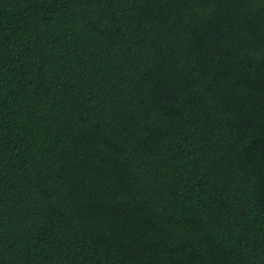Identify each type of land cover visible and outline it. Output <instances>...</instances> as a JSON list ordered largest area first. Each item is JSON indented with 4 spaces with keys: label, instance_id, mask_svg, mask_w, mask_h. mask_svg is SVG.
<instances>
[{
    "label": "trees",
    "instance_id": "16d2710c",
    "mask_svg": "<svg viewBox=\"0 0 264 264\" xmlns=\"http://www.w3.org/2000/svg\"><path fill=\"white\" fill-rule=\"evenodd\" d=\"M0 264H264V0H0Z\"/></svg>",
    "mask_w": 264,
    "mask_h": 264
}]
</instances>
